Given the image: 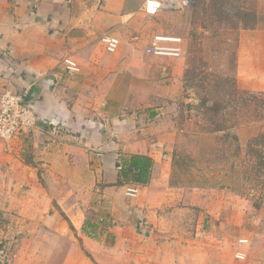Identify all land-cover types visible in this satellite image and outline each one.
<instances>
[{"label":"crops","instance_id":"obj_1","mask_svg":"<svg viewBox=\"0 0 264 264\" xmlns=\"http://www.w3.org/2000/svg\"><path fill=\"white\" fill-rule=\"evenodd\" d=\"M144 1L104 0L96 9L0 0V94H23L35 118L32 131L0 141V264H161L146 199L158 144L147 142L151 124L137 108L168 76L144 53L166 35L147 32L162 12L145 15ZM105 34L118 41L114 53L100 41ZM64 58L78 71H67ZM236 59L242 89L264 92V30L240 31ZM133 155L152 161L144 185L120 178Z\"/></svg>","mask_w":264,"mask_h":264},{"label":"rangeland","instance_id":"obj_2","mask_svg":"<svg viewBox=\"0 0 264 264\" xmlns=\"http://www.w3.org/2000/svg\"><path fill=\"white\" fill-rule=\"evenodd\" d=\"M80 1L96 9L104 4ZM133 1L126 0V5L132 7ZM193 4L194 0L188 9L162 12L147 31L182 40L180 56L155 58L154 65L168 76L154 80L147 92L149 102L137 108L143 124H151L147 142L158 144L152 150L156 178L146 197L153 235L162 246L161 264H264V164L252 165L256 158L248 153L249 142L264 133V92L243 90L236 70L238 94L230 96L216 83L221 75L231 78L240 31L264 30V0H202L198 15L193 14ZM241 23L250 29H240ZM194 48L200 53L190 63ZM190 65L194 69L189 76L204 77L197 83L205 82V90L186 79ZM202 97L209 98L206 106L219 100L220 114L202 109ZM231 101L244 104L237 118L231 115ZM253 102L260 106L256 122ZM262 143L255 150L264 154ZM248 166H256L255 171L245 174ZM252 174L256 180H247ZM236 253L243 260H237Z\"/></svg>","mask_w":264,"mask_h":264},{"label":"built area","instance_id":"obj_3","mask_svg":"<svg viewBox=\"0 0 264 264\" xmlns=\"http://www.w3.org/2000/svg\"><path fill=\"white\" fill-rule=\"evenodd\" d=\"M192 0H145L141 7L142 12L147 16H156L160 12H178L190 8ZM104 49L108 53H114L118 47V41L105 34L100 38ZM182 40L178 37L153 36L144 49V53L154 57H172L176 58L181 55ZM62 64L70 72H77V64L69 59L64 58ZM35 127V118L33 112L24 104L23 94H12L4 92L0 94V141L9 142L12 137L22 130L32 131ZM90 156L94 159L101 157L100 153L91 150ZM119 170L120 167H117ZM136 190L127 189L126 195L133 197ZM245 241H243L244 243ZM242 243V241H239ZM237 260H243L241 253H236Z\"/></svg>","mask_w":264,"mask_h":264},{"label":"trees","instance_id":"obj_4","mask_svg":"<svg viewBox=\"0 0 264 264\" xmlns=\"http://www.w3.org/2000/svg\"><path fill=\"white\" fill-rule=\"evenodd\" d=\"M202 0H194V4H193V7L195 8L194 11H193V14L195 15H198L200 13V7H199V4H201ZM221 23L222 25H224L225 21L223 19H221ZM223 22V23H222ZM242 28L240 29H250V26H247V28L245 27L246 25L241 23ZM254 28V27H253ZM251 28V29H253ZM198 45H200L198 43ZM197 53H200V50L199 49H192L190 51V58H188V61H190L191 63V59H195V56ZM236 56L233 55V70L231 71L232 75H231V78H229L228 75H221L219 76V78H217V82L218 85L222 86L223 89L225 91H228L230 93V96H231V93H236L238 94L240 92V90L237 88L236 86V80H235V75H234V71H235V68H236ZM200 58L197 59V61L199 60ZM201 60V59H200ZM202 61V60H201ZM201 67H203V65H201ZM189 68V67H188ZM185 71V77L186 79L188 78L189 82L192 84V86L194 84H198L197 81H203L204 77H201L200 79L197 80V77L194 78V79H191L192 77L196 76L195 73L192 74L191 76H189V73L191 71V69L193 70L194 67L190 65V69H188ZM188 76V77H187ZM198 88H200V91H203L205 90V82H203L201 85L198 84L197 85ZM242 92V91H241ZM208 97H202V101H201V108L204 109L206 112H211L215 115H218L220 114V111L221 109H223V105L221 102H219V100L217 99H214L211 103L210 106H206L205 103L208 101ZM243 107H244V104H236V103H232L231 101V111H232V117H239V115L242 113V110H243ZM260 108V106L258 105L257 102H253V105H252V117H253V122H256V118L258 117V114H260L258 112V109ZM260 116V115H259ZM236 124V121H232V125H235ZM216 131L219 132L220 129H217L216 128ZM262 142H264V133H261V134H257L249 143L248 145V153L251 154L252 156V159H255L256 158V163H252V165H263L264 164V158H257V157H260L261 155H264L262 154V151H257L255 150V146H260L261 144H263ZM255 155H257V157H255ZM259 159V160H257ZM151 164H152V161L149 157L147 156H139V155H133L131 156L128 161H125L124 162V165L121 169V172H120V178L122 179V181H132L136 184H139V185H144L147 183L148 181V178H149V172H150V168H151ZM262 167V166H261ZM264 167V166H263ZM255 168L256 166L254 167H250L248 166V168H246V172L245 174L249 173V170L250 172H254L255 171ZM254 170V171H253ZM253 178L256 180V175L252 174L251 176H249V180Z\"/></svg>","mask_w":264,"mask_h":264}]
</instances>
